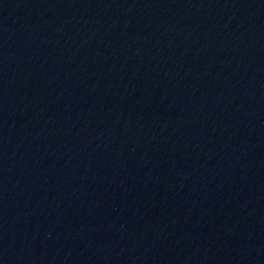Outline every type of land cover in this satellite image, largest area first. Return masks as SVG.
I'll list each match as a JSON object with an SVG mask.
<instances>
[{
  "label": "water",
  "instance_id": "obj_1",
  "mask_svg": "<svg viewBox=\"0 0 264 264\" xmlns=\"http://www.w3.org/2000/svg\"><path fill=\"white\" fill-rule=\"evenodd\" d=\"M0 264H264V0H0Z\"/></svg>",
  "mask_w": 264,
  "mask_h": 264
}]
</instances>
